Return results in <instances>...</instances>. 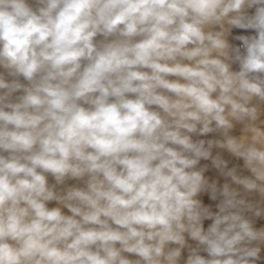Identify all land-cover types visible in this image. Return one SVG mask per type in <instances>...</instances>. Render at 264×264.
Wrapping results in <instances>:
<instances>
[{"label":"clouds","instance_id":"obj_1","mask_svg":"<svg viewBox=\"0 0 264 264\" xmlns=\"http://www.w3.org/2000/svg\"><path fill=\"white\" fill-rule=\"evenodd\" d=\"M0 264H264V0H0Z\"/></svg>","mask_w":264,"mask_h":264}]
</instances>
